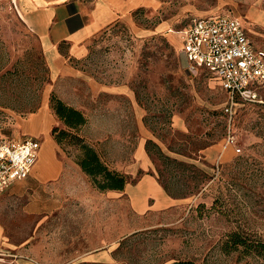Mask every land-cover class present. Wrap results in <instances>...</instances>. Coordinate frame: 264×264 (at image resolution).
Here are the masks:
<instances>
[{
    "label": "rangeland",
    "instance_id": "1",
    "mask_svg": "<svg viewBox=\"0 0 264 264\" xmlns=\"http://www.w3.org/2000/svg\"><path fill=\"white\" fill-rule=\"evenodd\" d=\"M254 11L264 14V0H231L221 12L239 19L255 48L264 49V26L250 18ZM136 14L135 25L119 22L97 36L81 69L98 82L127 84L142 113L104 116L114 124L107 136L101 129V138L93 140L81 129L79 134L111 168L146 139L150 165L130 181L150 174L161 186L186 195L188 204L137 214L119 194L115 218L109 201L100 200L81 173L80 186L93 188L92 205L85 202L89 192L41 217L25 212L23 202L12 205L6 211L11 235L16 241L39 236L32 242L37 254L31 251L37 264H102L82 258L105 247L113 250L115 264H264V87L258 102H238L230 115L228 94L206 70L188 69L178 35L168 32L182 29L189 18L170 19L166 11L146 18ZM163 24L167 27L159 29ZM0 67V76L8 72L0 77V135L14 137L23 133L18 125L36 101L49 106L51 93H45L49 76L39 43L7 0H0ZM49 110L48 134L56 142L64 126ZM91 117L99 125L103 116ZM74 142L66 137L57 149L76 162ZM233 235L243 245H234ZM46 237L52 251H46Z\"/></svg>",
    "mask_w": 264,
    "mask_h": 264
},
{
    "label": "crops",
    "instance_id": "2",
    "mask_svg": "<svg viewBox=\"0 0 264 264\" xmlns=\"http://www.w3.org/2000/svg\"><path fill=\"white\" fill-rule=\"evenodd\" d=\"M7 1L14 14L39 43L49 76L45 93L47 95L57 93L63 102L86 117L87 121L82 126L81 133L91 140L101 138V131L103 136H107V131L109 132L114 125L109 124V120L104 116H117L123 113V110L125 114L128 112L133 114L135 111L139 115L142 113L133 91L127 84L98 82L81 69L97 36L119 22L125 21L129 25H135L136 13L146 18V16L150 17L166 11L170 19L188 17L189 22L193 18L222 14L223 8L231 3V0ZM256 13L250 12V18L264 26V14L257 13L262 15L259 17L260 15ZM166 27L167 24H163L159 29ZM142 31L148 32L146 29ZM168 32L176 33L171 28ZM89 100H93L96 104L91 106L88 103ZM49 113L47 101L43 103L36 101L33 112L18 125L23 128V133L14 136L30 134L29 136L39 140L38 136L41 135L43 140L40 142L37 160L29 174L11 184L0 197V264L36 263L31 251L37 254L32 242H37L39 236L34 235L26 241H16L13 238L6 218V211L10 210L12 205L23 202L22 208L25 212L41 217L54 213L73 201L76 202L79 196L88 192L89 198H85V202L87 205L93 203L94 187L80 186L79 176L84 172L75 161L59 155L57 143L48 134L50 117H52ZM94 115L103 116L99 125L95 122V118L91 117ZM115 134L112 136L113 139H118ZM146 143V139L136 142L135 152L131 151L129 159L115 160L114 169L127 176V184L122 191L99 192L96 190L100 200L109 201V213L111 215L113 212L115 218L116 200L119 194L129 198L131 209L137 214H143L149 210L180 208L189 202L186 195L178 197L169 195L150 174L143 173L135 183L130 181L139 171L147 170L150 165ZM149 200H152V203ZM100 208L103 211L106 210V206L101 203ZM48 239L50 237H46V251H52L53 247L50 246ZM23 242L31 243V245L24 248ZM82 260L102 264L117 263L110 247L92 251Z\"/></svg>",
    "mask_w": 264,
    "mask_h": 264
},
{
    "label": "built area",
    "instance_id": "3",
    "mask_svg": "<svg viewBox=\"0 0 264 264\" xmlns=\"http://www.w3.org/2000/svg\"><path fill=\"white\" fill-rule=\"evenodd\" d=\"M176 34L188 69L206 70L228 94L227 113L232 115L238 102H258V90L264 87V49L255 48L239 19L223 13L193 18ZM39 149L32 136L0 135V197L29 174Z\"/></svg>",
    "mask_w": 264,
    "mask_h": 264
},
{
    "label": "trees",
    "instance_id": "4",
    "mask_svg": "<svg viewBox=\"0 0 264 264\" xmlns=\"http://www.w3.org/2000/svg\"><path fill=\"white\" fill-rule=\"evenodd\" d=\"M1 68V67H0ZM2 68L0 69V71ZM8 72L6 71L2 77ZM0 76V77H1ZM49 107L57 120L64 126L63 129L58 130V135L55 136L57 144L69 137L75 141V145L78 147V155L76 156V163L81 170L89 177L92 186L99 192H105L107 190L122 191L127 184V176L119 170L111 168L102 159L97 148L87 140H85L79 131L81 127L86 123V117L75 108L67 105L61 99L57 98L53 93L50 95ZM33 112V109L30 111ZM57 128L52 130L55 133ZM171 162L181 165V163L173 160ZM169 195L173 197L185 196L180 192H173L170 186H164ZM231 242L234 245H243V242L236 236H232ZM170 264H197L191 260H175Z\"/></svg>",
    "mask_w": 264,
    "mask_h": 264
}]
</instances>
